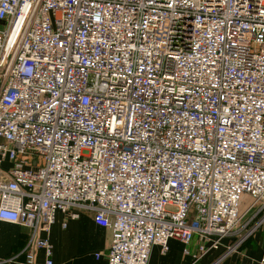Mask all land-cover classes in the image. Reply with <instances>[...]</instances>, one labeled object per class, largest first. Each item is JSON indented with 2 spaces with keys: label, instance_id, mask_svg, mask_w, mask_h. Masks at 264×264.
Returning <instances> with one entry per match:
<instances>
[{
  "label": "built area",
  "instance_id": "obj_1",
  "mask_svg": "<svg viewBox=\"0 0 264 264\" xmlns=\"http://www.w3.org/2000/svg\"><path fill=\"white\" fill-rule=\"evenodd\" d=\"M79 212L107 264L264 226V0H0V222L52 264Z\"/></svg>",
  "mask_w": 264,
  "mask_h": 264
},
{
  "label": "crops",
  "instance_id": "obj_2",
  "mask_svg": "<svg viewBox=\"0 0 264 264\" xmlns=\"http://www.w3.org/2000/svg\"><path fill=\"white\" fill-rule=\"evenodd\" d=\"M29 235L27 228L0 222V259L15 258L6 264H24L22 250ZM47 237L51 244L52 264H107L110 230L95 225L89 212H79L75 220L57 213ZM231 241L225 239L221 246L202 255L199 251L202 243L197 237L188 246L171 239L166 252H162L159 246L151 248L148 264H264V226L238 250L221 259ZM185 249L187 254H184ZM46 260L44 251H39L35 264H45Z\"/></svg>",
  "mask_w": 264,
  "mask_h": 264
},
{
  "label": "rangeland",
  "instance_id": "obj_3",
  "mask_svg": "<svg viewBox=\"0 0 264 264\" xmlns=\"http://www.w3.org/2000/svg\"><path fill=\"white\" fill-rule=\"evenodd\" d=\"M251 199L248 195H242L239 201V205H238V213L239 215H242L246 209L248 208V206L251 204Z\"/></svg>",
  "mask_w": 264,
  "mask_h": 264
}]
</instances>
